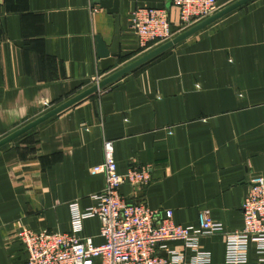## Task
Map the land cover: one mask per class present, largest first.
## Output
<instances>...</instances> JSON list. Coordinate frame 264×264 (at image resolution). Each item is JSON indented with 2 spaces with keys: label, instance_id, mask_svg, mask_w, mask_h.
I'll return each instance as SVG.
<instances>
[{
  "label": "crops",
  "instance_id": "crops-1",
  "mask_svg": "<svg viewBox=\"0 0 264 264\" xmlns=\"http://www.w3.org/2000/svg\"><path fill=\"white\" fill-rule=\"evenodd\" d=\"M237 1L217 0L215 13ZM94 2L0 0V140L159 47L140 45L130 25L137 7L166 8L174 37L187 30L173 0H118L120 56L103 71L96 37L112 44L115 16ZM105 138L119 173L151 165L149 183L120 187L129 200L159 217L172 211L181 225H197L209 209L226 231L242 228L250 181L264 176V0L228 12L0 147V264L28 263L20 228L69 233L71 203L98 205L106 181L93 167L104 161ZM100 228L99 217H89L79 234L100 245ZM200 242L210 264H228L224 235ZM241 264L264 262L251 247Z\"/></svg>",
  "mask_w": 264,
  "mask_h": 264
},
{
  "label": "built area",
  "instance_id": "built-area-1",
  "mask_svg": "<svg viewBox=\"0 0 264 264\" xmlns=\"http://www.w3.org/2000/svg\"><path fill=\"white\" fill-rule=\"evenodd\" d=\"M173 4L178 8L181 30L218 10L217 0H173ZM130 25L145 48L174 37L166 8L139 6L132 11ZM103 148V163L93 167L94 172L105 175L106 181L103 190L94 195L98 205L83 210L77 202L71 203L69 233L20 228L18 237L28 252L27 264H93L97 258L101 264H210L212 253L202 247L200 240L215 234L225 236L226 263L248 262L251 247L264 262V176L256 175L250 181L241 205L242 228L226 231L209 209L199 211L197 225H181L174 222L172 211L159 217L146 202L131 201L120 192L125 183L133 187L149 183L151 165H134L126 173H119L113 140L105 138ZM93 216L101 221L104 242L100 245L94 244L92 237L79 234L84 220ZM173 241L181 246L168 245Z\"/></svg>",
  "mask_w": 264,
  "mask_h": 264
},
{
  "label": "water",
  "instance_id": "water-1",
  "mask_svg": "<svg viewBox=\"0 0 264 264\" xmlns=\"http://www.w3.org/2000/svg\"><path fill=\"white\" fill-rule=\"evenodd\" d=\"M250 0H238L237 2L229 5L228 7L222 9L221 11L211 15L210 17L204 19L203 21L197 23L196 25L192 26L191 28L187 29L183 33L175 36L171 40L167 41L166 43L160 45L159 47L155 48L154 50L148 52L138 60L134 61L130 65L122 68L121 70L113 73L109 77H106L102 81L94 84L90 88L86 89L85 91L77 94L76 96L68 99L64 103L58 105L57 107L51 109L50 111L46 112L42 116L38 117L37 119L31 121L30 123L26 124L25 126L21 127L20 129L14 131L13 133L9 134L8 136L4 137L0 140V147L3 145L13 141L20 135L24 134L25 132L29 131L33 127L39 125L40 123L44 122L45 120L49 119L50 117L60 113L64 109L70 107L71 105L75 104L76 102L80 101L81 99L87 97L88 95L98 91L99 89L107 86L108 84L112 83L116 79L122 77L123 75L127 74L128 72L132 71L136 67L142 65L143 63L149 61L150 59L160 55L167 49L173 47L180 41L184 40L185 38L193 35L197 31L201 30L202 28L206 27L210 23L216 21L217 19L221 18L228 12L236 9L237 7L245 4ZM94 4H100L102 7H105L110 13L114 14L115 16V36L113 42L110 46L104 41L101 36L96 37L97 41V53L98 56L101 58V66L103 71H107L109 68L113 67L116 63V59L120 56V19L118 15V0H95Z\"/></svg>",
  "mask_w": 264,
  "mask_h": 264
},
{
  "label": "rangeland",
  "instance_id": "rangeland-1",
  "mask_svg": "<svg viewBox=\"0 0 264 264\" xmlns=\"http://www.w3.org/2000/svg\"><path fill=\"white\" fill-rule=\"evenodd\" d=\"M195 25H196V24H195ZM166 42H167V41H166ZM166 42H163L162 44H164V43H166ZM162 44H161V45H162Z\"/></svg>",
  "mask_w": 264,
  "mask_h": 264
}]
</instances>
